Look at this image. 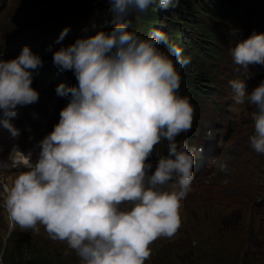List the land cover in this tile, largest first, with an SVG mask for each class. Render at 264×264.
Segmentation results:
<instances>
[{"label":"clouds","instance_id":"1","mask_svg":"<svg viewBox=\"0 0 264 264\" xmlns=\"http://www.w3.org/2000/svg\"><path fill=\"white\" fill-rule=\"evenodd\" d=\"M156 0H109L114 27L79 37L53 53L60 71L78 82L61 83L67 105L53 130L38 144L35 160L14 146L9 159L20 168L3 185L4 207L14 225L44 226L53 240L66 242L81 264H145L149 245L171 238L180 227L181 200L192 190L195 155L177 140L191 129L194 109L178 94L190 59L167 34L147 37L132 30L128 17L144 13ZM179 0H159L176 8ZM64 28L60 43L68 34ZM164 49H167L165 51ZM237 65H264V33L253 32L231 49ZM42 66L24 46L13 59H0V125L15 138L11 119L18 106L38 102L31 86ZM237 104L251 106V147L264 154V80L249 93L243 79L229 81ZM167 141V153H155Z\"/></svg>","mask_w":264,"mask_h":264},{"label":"rangeland","instance_id":"2","mask_svg":"<svg viewBox=\"0 0 264 264\" xmlns=\"http://www.w3.org/2000/svg\"><path fill=\"white\" fill-rule=\"evenodd\" d=\"M192 1L199 27L186 26L174 8L161 10L159 0L146 12L128 17L132 30L145 37L163 31L190 59L184 68L177 66L180 84L184 78L195 91L192 81L199 77L194 67L201 64L213 78V83H195L203 91L199 97L186 95L193 120L177 140L193 149L203 147L205 160L214 156L215 170L193 180L192 190L180 202L179 229L171 238L160 237L149 245L145 264H264V154L249 143L254 133L251 106L235 103L229 85L232 79H243L250 93L264 80V65L245 69L231 55V49L253 32L264 33V0ZM205 3H216L228 15L202 8ZM66 27L68 34L56 43ZM113 27L109 0H0V59L16 58L24 46L40 52L42 66L31 85L39 100L20 107L23 117L42 133L53 130L68 103L67 97L57 95V86L78 83L72 71L54 66L53 53L79 37ZM158 145L167 149V141ZM17 175L0 171V264H81L75 251L51 239L44 226L38 224L34 230L13 224L4 207L3 185H10ZM229 180L236 181L234 190L224 186ZM225 188L232 191L230 198H223Z\"/></svg>","mask_w":264,"mask_h":264},{"label":"trees","instance_id":"3","mask_svg":"<svg viewBox=\"0 0 264 264\" xmlns=\"http://www.w3.org/2000/svg\"><path fill=\"white\" fill-rule=\"evenodd\" d=\"M211 2V1H210ZM213 7L209 5V3H205V5L202 8H207L211 12H217L219 14L228 15V12L224 9L220 8L216 3H213ZM174 10L178 13V16L181 18V20L184 21V24L190 28L192 27H199V21L197 20V14H196V5L192 0H179L178 7L174 8ZM173 34V31H172ZM194 49L196 46L193 47ZM40 53V52H38ZM38 53H35L38 55ZM41 56H44V53H41ZM195 68V75L198 76V81L194 82L192 81V87L195 89V91H191V87L189 86L188 81H186L184 78L182 79V85L183 88L179 95L186 96L188 95L189 98L199 97L201 94H203V91L201 88H199L195 83H198L201 85L199 81L207 80L209 83H213V78L209 77V73L205 72L203 65H197ZM204 73V74H203ZM75 77V76H74Z\"/></svg>","mask_w":264,"mask_h":264},{"label":"bare ground","instance_id":"4","mask_svg":"<svg viewBox=\"0 0 264 264\" xmlns=\"http://www.w3.org/2000/svg\"><path fill=\"white\" fill-rule=\"evenodd\" d=\"M162 146H164V143H162ZM162 146L157 145L155 147L154 155H153L154 158L156 157L155 153H161V154L164 153L163 151H165V149ZM225 177H227V176H225ZM4 178H6V177L4 176ZM228 178H229V176H228ZM230 178H233V177L230 176ZM4 182H6V180H4ZM224 186H228L227 188L234 190V188L236 187V181L235 180H229L228 184H225ZM231 192H232L231 190H227V189L224 190V197L223 198H230V196L232 194Z\"/></svg>","mask_w":264,"mask_h":264}]
</instances>
